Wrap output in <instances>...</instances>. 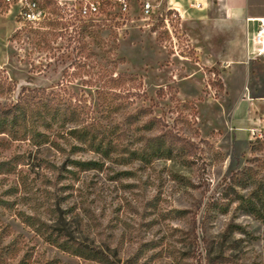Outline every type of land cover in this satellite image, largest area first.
Returning a JSON list of instances; mask_svg holds the SVG:
<instances>
[{"label":"rangeland","instance_id":"obj_1","mask_svg":"<svg viewBox=\"0 0 264 264\" xmlns=\"http://www.w3.org/2000/svg\"><path fill=\"white\" fill-rule=\"evenodd\" d=\"M39 1L28 23L0 0V108L45 98L30 133L0 134V264H264V131L230 125L205 24L162 0H103L94 22Z\"/></svg>","mask_w":264,"mask_h":264},{"label":"crops","instance_id":"obj_2","mask_svg":"<svg viewBox=\"0 0 264 264\" xmlns=\"http://www.w3.org/2000/svg\"><path fill=\"white\" fill-rule=\"evenodd\" d=\"M162 1L167 9L179 13L183 19L197 23L200 27L205 24V29L195 31V35H192L200 50H206L204 42L214 40L211 47L215 51V57L207 59L218 61L227 67L225 91L227 97L233 101L230 125L236 127L237 131L245 130L247 136V132L252 130L264 131V85L261 88L255 86L258 73L252 71L262 65L264 78V64L259 60L247 61L248 52L256 49V19L264 18V0ZM195 18L199 20H193ZM219 42L225 44L218 53ZM241 68L242 73L239 71ZM230 78L239 82L237 90L231 89L228 83ZM251 137L253 134L249 138Z\"/></svg>","mask_w":264,"mask_h":264},{"label":"built area","instance_id":"obj_3","mask_svg":"<svg viewBox=\"0 0 264 264\" xmlns=\"http://www.w3.org/2000/svg\"><path fill=\"white\" fill-rule=\"evenodd\" d=\"M74 3L69 4V8L74 13H77L81 18L86 21L94 22L99 16L103 14L102 3L103 0H73ZM119 8L121 13L129 11L128 0H109ZM8 5H18L19 15L25 22L36 23L46 17V8L40 3L39 0H5ZM62 3V2H60ZM200 6V3H197ZM153 4L147 1L144 4V13L150 15L153 12ZM258 26L255 34L256 49L248 52L247 61L259 60L264 64V18L256 19ZM253 136L262 135L261 130H252Z\"/></svg>","mask_w":264,"mask_h":264},{"label":"trees","instance_id":"obj_4","mask_svg":"<svg viewBox=\"0 0 264 264\" xmlns=\"http://www.w3.org/2000/svg\"><path fill=\"white\" fill-rule=\"evenodd\" d=\"M14 86V82L7 76L2 78L0 80V96L7 92L13 93L15 91ZM26 92H32V90L24 87L16 102H13L10 106L8 105L0 108V134H8L9 136L17 139L19 135H25L26 133H30V131H32L30 130L28 124L29 120L27 118V106L32 99H37L39 102H42L45 98H43V96L40 97L36 95L35 97H31L30 95L26 94ZM39 119L44 118L40 117L38 120ZM49 123L50 122L48 121L43 123L40 122L42 125H48ZM39 133L40 132H37V134ZM166 134L167 133H164V136ZM173 144H175V142Z\"/></svg>","mask_w":264,"mask_h":264}]
</instances>
